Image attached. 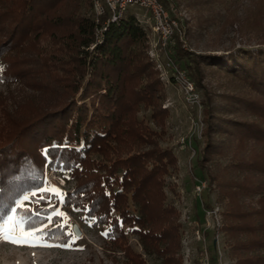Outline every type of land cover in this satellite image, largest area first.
I'll use <instances>...</instances> for the list:
<instances>
[{
  "label": "trees",
  "instance_id": "16d2710c",
  "mask_svg": "<svg viewBox=\"0 0 264 264\" xmlns=\"http://www.w3.org/2000/svg\"><path fill=\"white\" fill-rule=\"evenodd\" d=\"M82 2L92 5V0H0L3 76L30 87L38 86L34 80L42 81L41 74L51 86L63 80L57 85L60 100L43 91L45 106L19 115L0 107V217L23 193L41 187L45 165H55L75 181L55 204L83 210L95 225L108 226L114 243H125L128 230L137 236L142 253L153 254L162 264H180V223L162 185L163 175L174 166L173 155L154 145L155 138L137 115L141 104L157 121L165 115L156 94L161 82L152 77L153 64L144 52L146 31L133 13L123 12L96 37L107 13L96 21L79 10ZM62 24L70 29L63 31ZM44 43L56 45V51L46 53ZM258 43L255 51L200 55L203 63L241 81L230 107L217 103L202 110L203 147L193 165L198 176L205 174L210 185L218 186L220 229L234 264H264V34ZM27 52L26 60L17 61L18 53ZM17 64L28 67L21 70ZM250 114L259 123L246 119ZM251 139L263 140L257 155L247 153L257 150ZM212 155L228 162L214 172L207 170L204 162ZM55 204L26 208L38 225ZM40 236L47 243L70 238L61 225L44 229ZM124 248L129 264H144L140 252ZM210 259L217 262L215 242Z\"/></svg>",
  "mask_w": 264,
  "mask_h": 264
},
{
  "label": "rangeland",
  "instance_id": "374dc122",
  "mask_svg": "<svg viewBox=\"0 0 264 264\" xmlns=\"http://www.w3.org/2000/svg\"><path fill=\"white\" fill-rule=\"evenodd\" d=\"M160 2L178 20L177 31L172 33L164 46L159 34L151 27L153 19L149 11L137 4H127L124 13H133L143 25L147 35L144 52L153 64L152 77L158 79L162 86L156 94L161 96L158 108L165 112L163 120L158 118L161 121H157L144 104L138 107L137 115L147 125L152 138H155H151L154 145L173 155L174 166L163 175L162 185L166 201L175 209L174 220L180 223L176 256L180 264H234V259L228 255L224 245L225 233L220 229L223 216L217 199L218 186L214 183L210 185L205 174L204 177L198 176L199 171L193 165L203 147L205 123L202 110L208 105L214 107L217 103L230 107L233 103L230 96L233 92L239 91L241 81L233 75H226L216 66L203 63L200 55L203 53L227 55L228 52L233 53L237 49L255 51L260 45L259 37L264 34V0H166V5L163 1ZM79 10L95 16L92 5L87 2H82ZM62 26L63 31L70 29L68 24ZM41 46L46 53L56 51L57 48L56 45L50 46L45 43ZM262 46L264 47V44ZM29 50L33 52V49ZM175 51L182 53L177 55ZM26 57H29L28 52L18 53L17 61L26 60ZM185 61L190 65H185ZM17 66L22 70L27 65ZM177 71L182 72L180 79H175L174 74ZM41 75L42 81L34 80L38 82V86L30 87L17 80H8L0 68V107L3 104L10 112L14 109L16 112L13 111V114L19 115L27 112L30 107L35 109L38 106H45V103H41L46 94L41 93L43 91L48 92L47 98L60 100L62 94L59 97L57 93L62 91L57 85L63 80L51 86L49 78ZM186 79L191 83V90L188 88L189 84H183ZM245 117L259 123V118L255 115ZM262 141L251 139L250 143L254 142L257 150L251 149L247 153L259 154L264 143ZM227 160L226 157L207 159L204 162L205 169L214 172L216 166H222L228 162ZM66 176L67 173L63 169L55 165H45L41 187L23 193L20 198L47 186H53L62 193L70 191L75 181L67 179ZM40 194L48 199L40 200ZM57 199L48 192L38 193L24 202V207L32 209L34 205H39L46 208L54 205ZM57 203L47 215L42 214L41 218H44V221L38 225H46L44 229L63 225L65 236L70 234L67 242L48 244L67 243L71 247L17 246L0 240V264H129L127 257L124 256L125 245L140 252L144 264H162L160 258L153 254L142 253L141 244L134 233L126 230L125 243H114L107 235L108 226L102 224L89 226L91 219L84 215L83 210ZM54 210L63 215H53ZM9 214L10 211L7 215ZM48 217H51V220ZM73 223H76L80 234L72 231ZM213 242L217 262L210 261ZM135 257L138 256L134 255ZM132 263L140 264L139 261Z\"/></svg>",
  "mask_w": 264,
  "mask_h": 264
},
{
  "label": "snow or ice",
  "instance_id": "6c2138e0",
  "mask_svg": "<svg viewBox=\"0 0 264 264\" xmlns=\"http://www.w3.org/2000/svg\"><path fill=\"white\" fill-rule=\"evenodd\" d=\"M48 192L52 196H56L58 199H62L63 193L53 187L47 186L43 189H39L37 192H32L31 195L25 194L20 199L15 202V206L10 209L9 215L5 217H0V240L12 243L17 246H30V247H71L70 244L63 245H50L43 241L40 233L44 231V226L36 225L33 221V213H31L28 208L24 207V202L29 201L32 197L38 195V193ZM40 200L48 199V197L43 194L39 195ZM51 206V205H49ZM38 216V214H36ZM53 215L62 216V213L58 211L53 212ZM51 220V217H48ZM95 223V220L92 219L89 223V226ZM63 226V225H61ZM106 235V233H102ZM75 236L73 237L74 242Z\"/></svg>",
  "mask_w": 264,
  "mask_h": 264
},
{
  "label": "built area",
  "instance_id": "2783aa9c",
  "mask_svg": "<svg viewBox=\"0 0 264 264\" xmlns=\"http://www.w3.org/2000/svg\"><path fill=\"white\" fill-rule=\"evenodd\" d=\"M127 4H137L149 11L152 19V29L159 34V38L164 44L170 39L172 33L178 29V20L173 16L160 2V0H92V7L95 15V20L104 13H107V18L102 21L95 29V35L98 37L106 28L107 23L115 21L120 18L125 11ZM182 72H176L175 79H180ZM186 78V77H185ZM182 81V80H181ZM183 84H189L191 90V83L185 80Z\"/></svg>",
  "mask_w": 264,
  "mask_h": 264
},
{
  "label": "water",
  "instance_id": "95a60500",
  "mask_svg": "<svg viewBox=\"0 0 264 264\" xmlns=\"http://www.w3.org/2000/svg\"><path fill=\"white\" fill-rule=\"evenodd\" d=\"M72 231H73L75 234H77V235L80 234V231H79V229H78L76 223H73V224H72Z\"/></svg>",
  "mask_w": 264,
  "mask_h": 264
}]
</instances>
